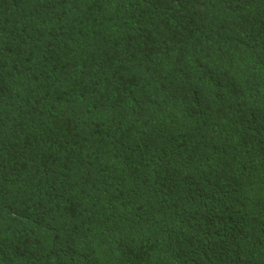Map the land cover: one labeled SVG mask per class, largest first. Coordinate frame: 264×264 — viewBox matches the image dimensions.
I'll return each mask as SVG.
<instances>
[{
    "label": "trees",
    "instance_id": "obj_1",
    "mask_svg": "<svg viewBox=\"0 0 264 264\" xmlns=\"http://www.w3.org/2000/svg\"><path fill=\"white\" fill-rule=\"evenodd\" d=\"M0 264H264V0H0Z\"/></svg>",
    "mask_w": 264,
    "mask_h": 264
}]
</instances>
